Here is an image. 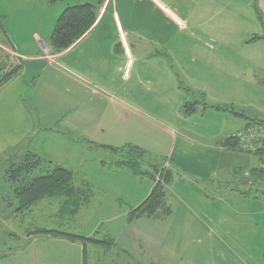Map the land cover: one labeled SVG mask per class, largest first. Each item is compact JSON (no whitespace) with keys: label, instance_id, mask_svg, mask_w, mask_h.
Masks as SVG:
<instances>
[{"label":"crops","instance_id":"1","mask_svg":"<svg viewBox=\"0 0 264 264\" xmlns=\"http://www.w3.org/2000/svg\"><path fill=\"white\" fill-rule=\"evenodd\" d=\"M131 1L138 11L142 8L144 13L150 10L163 14L162 20L167 24V18H170L167 14L168 3H176L177 0ZM239 1L241 0H195L191 10L192 21L196 18L194 22L201 23L200 31L189 30V37L195 44L179 45L169 51L164 44L155 40L151 32L150 37H146L150 39V43H147L146 47L143 46L149 50L139 51L137 54L132 48L133 45L129 44L128 34L121 24L119 14L114 10V22L119 35V40L114 42V52L127 56L129 73L136 63V82L151 88L142 95H131L128 92L118 98L102 93H88L86 89H80V94L74 91L79 94L80 99L76 98V103L69 105L72 108H65L69 109L68 114L60 121L64 125L66 135L68 134L69 138L65 137L67 140L72 137L75 142L88 145L92 150L98 147L115 154L124 148L131 149V146H135L146 152L145 159L146 156H152L155 162L149 165L150 169L141 171L148 173L151 169L159 167L171 173L170 182L165 184L166 201L171 204V210L168 211L169 215L164 213L163 216L141 217L129 222L130 212L151 194L156 182L145 174H137L130 167L123 165L121 159H95L93 165L85 168L79 175L80 184L90 186L92 198L75 218L67 220V223L76 222L84 210L93 205V222L85 230L77 232L67 230L65 223L60 226L67 232L84 237L102 233V238L99 239L113 243L111 246L93 244L94 248L96 247L92 258L94 264H134L137 261L140 264L144 252L156 257L154 251L162 242L163 235L176 223H180L177 217L179 214L184 216L185 229L190 231L185 233L189 235L188 239H185L187 245L203 242L197 234L198 231L208 232L207 244L214 245V238L209 232L212 224L217 223L228 229L225 219L215 216L217 212L222 213L219 205L223 204L225 208L229 207L236 212L232 206L234 201L230 199L236 198L242 204L237 206V212L248 213L254 209L250 208L255 206L248 198L253 196L252 194H255V198H260L262 193L250 189L251 175L247 182L243 180L246 186L243 190H238L239 187L236 186L229 192L219 187L222 185L216 186L217 178L221 182L232 181V169L240 165L245 166L244 175L248 177L246 172L258 167L249 164L255 165L254 156H257L259 164L261 163L258 154L247 150L240 143L235 148L226 143L227 138L246 131L248 122L253 121L254 117H264V40L248 42L252 35L262 34L263 26L259 25L258 18L257 22L255 20L257 16L254 0H242V4L238 3ZM258 2L259 7L264 9V0ZM98 3L101 5L103 0H98ZM216 3L227 4H222L226 6L222 8V13L230 5H237L227 10V15L212 17L213 20L222 22V27L210 24L212 20L206 15ZM102 5L101 13L106 10V4ZM178 7L175 4L173 9ZM232 11H239L242 19H248V22L243 20L240 24L236 23L238 27L242 26L243 30L239 29L237 32L229 29ZM198 12L201 14L198 15ZM0 15L7 18V11H0ZM170 21L176 24L179 32L188 31L182 29L188 26L184 24L185 20L173 16ZM205 22L206 25L202 24ZM2 28L0 27V54L3 62L4 58L9 62L0 64V75L14 66L20 65L21 70L0 86V162L11 160L6 158L11 151L16 152L21 145L27 144L28 140L32 142L35 138V122L29 110L28 98L23 97V89L26 86L24 78L29 77L30 70L26 72L19 61V58H22L21 53L24 54L23 47L13 39L7 26L2 25ZM93 28L76 44L85 39ZM195 28H198V24ZM32 42L36 50L41 49V56L28 57L29 60L34 57L52 59L76 45L61 54L52 55L49 40L46 45L36 36ZM141 47L139 45V49ZM156 47H163L166 52L155 51ZM30 69L35 73L33 67ZM177 74L186 81V85L197 92L196 95H189L179 87ZM202 98L210 103L234 104L239 109H244L248 117L213 108L204 109L201 106L194 114L183 115L181 109L185 103L194 101L190 99ZM42 100L45 104H52L54 109L53 99L50 98L51 102H46L43 96ZM51 115L53 114L46 116L49 120L42 121L45 125L53 123L55 118ZM45 140L43 138L41 142ZM37 144L36 142L34 145ZM156 159L163 161L157 162ZM178 185L180 187L177 190ZM10 192L9 189L7 195ZM218 198L219 202H216ZM249 203H252L250 207ZM201 215L205 219L201 218ZM15 216L10 218L5 226L13 230L10 235L21 239V234H16V230L21 231V226ZM35 239L38 240L34 241ZM28 240L21 248H9L6 253H0V264H89L88 246L79 240L43 234H36L34 237L31 235ZM178 244L177 241L175 245ZM241 246L235 250V258L245 263L254 261L257 254H251L248 258L238 255ZM217 257L221 255L217 254ZM226 257V254H222V261L226 262Z\"/></svg>","mask_w":264,"mask_h":264},{"label":"rangeland","instance_id":"2","mask_svg":"<svg viewBox=\"0 0 264 264\" xmlns=\"http://www.w3.org/2000/svg\"><path fill=\"white\" fill-rule=\"evenodd\" d=\"M87 2L94 4L98 17L101 14L98 23L92 32L80 43L65 53H59L61 55L52 59L34 57L29 60L27 58L41 56V49L36 50L33 47L32 41L37 36L46 44L50 40L58 17L68 4L73 3V1L51 3L49 0H0V11H7V18L2 17L0 21L3 26H7L12 32L13 39L23 47L24 54L21 53L22 58H19V61L26 72L30 70L29 77L24 78L26 86L24 85L23 97L28 98L29 110L35 122L33 125V127L35 126L33 131L35 138L32 142L28 140L27 144L21 145L19 150L16 151L17 155L22 156L29 150L38 152L42 157L52 160L54 165H63L73 170L74 185L77 188L89 191V185L80 184L79 175L85 168L93 165L92 163L95 159H126L127 157H131V155L137 157L138 154L129 148H124L122 149L123 151L112 154V152L98 147L92 150L88 148V145L75 142L72 140V137H70L71 140H67L65 137L68 134L66 135L64 125L60 121L68 114L69 109L65 110V108H72L69 105L76 103V98L80 99L78 97L80 89H86L88 93H102V95L118 98L119 96H125L128 92L131 95H142L146 90L151 88L150 86H142V84L136 82L138 79V65L136 63L131 68V73H129L130 67L128 68L127 66V56L114 52V44L119 40L117 25L114 22V10L120 16L121 24L125 31H127L129 44L133 45L132 48L135 54L139 53V51L149 50V48H144L143 46L145 45L146 47L147 43H150V39L146 37H150L151 32H153L155 40L164 44L169 51L171 48H177L179 45L188 46L192 43V38L189 37V30L200 31L199 25L201 23L194 22L196 18H193L194 20L192 21L191 10L193 8L192 5L195 4L193 3L195 0L193 2L191 0H183V2L182 0L181 2L177 0L176 3H168L167 14L170 18L173 16L181 18L186 21L184 24L188 25L182 28L188 31L182 33L178 31L176 24L171 22L170 18H167V24H164L162 20L163 14L150 10V12L144 13L142 8L138 11L131 0H103L101 5L98 3V0H87ZM241 2L242 0L238 3ZM102 4H106V10L103 13L100 12ZM175 4L179 6L176 10L173 9ZM222 4L227 5L226 3H216L212 5V11L206 13L212 20L210 24L222 27V22L215 21L212 17L215 15H227L229 14L227 10L237 7L236 4H232L222 13V8L226 7ZM259 9L264 15V9L260 7ZM200 14L201 12H198V15ZM230 17L231 21L228 18V22L230 21L229 29L231 31L238 32L243 30V27H238L236 23L240 24L243 20H247L248 22V19H242L239 11H232ZM255 20L257 22V17ZM196 24H198V28H195ZM202 24L206 25L207 22ZM259 25L262 27L260 22ZM134 30L136 32H133ZM263 31L264 28L262 27ZM1 36L3 37V34ZM139 45L142 46V50L141 48L139 49ZM161 48L156 47L155 51L166 52V49ZM50 53L52 54L51 51ZM8 62L9 60L6 58H4L3 62L2 55L0 54V64H8ZM32 67L35 69V73H32L30 69ZM74 91L79 94H75ZM43 96H45L46 102H51L50 98L53 99L55 104L54 109L52 108V104H45L43 102ZM36 103L38 105H35ZM61 105L63 108H61ZM50 114H53L51 116L55 119L52 124L45 125L43 122L47 119L49 120L46 116ZM43 138L46 140L41 142ZM36 142L38 144L34 145ZM98 146L101 147L100 145ZM254 158L255 165L254 163L249 164L251 166H260L258 157L254 156ZM144 159L145 156L140 161L139 169L145 171L146 169H150L149 165L154 163L155 159L152 156H146V159ZM156 160L157 162L163 161ZM10 165V160H1L0 162V253H6L9 248H21L25 246L26 242L29 241L28 238L31 235L33 237L36 236L41 229L65 231L64 229L68 226L67 230L77 232L85 230L93 222L95 211L92 205L84 210L76 222L67 223L68 219H73L78 215L82 207L86 206V203L76 215L69 216L62 212L61 206L65 203V198L52 199L46 197L43 198V201L40 200L41 202L39 201L38 205L35 203L26 211H16L18 200L15 198L11 189L12 187L7 181V170ZM244 167L240 165L232 169L234 170L232 172L233 178L228 183L221 182L217 178L216 186L222 185L219 187L224 191L227 189L229 192H232L231 190H234L236 186L239 187L238 190L245 189L246 186L243 180L248 181L250 171L248 177L245 176ZM179 187L178 185L177 190ZM198 187L201 188L200 186ZM9 189L11 192L7 195ZM258 189L262 193L260 198H255V194H252L253 196L248 198L251 199L250 202L255 206L250 207L249 205H252V203L248 204V207L254 208L251 212H237V206L242 204L236 198H230L234 201L232 206L236 212L232 211L229 207L225 208L223 204L219 205L222 213L217 212L215 216L225 219L224 221L227 223L228 229H224L222 225H218L217 223L212 224L209 232H211L214 238V245L207 244V241H209L208 236H206L208 232L203 231H198L197 233L203 239V242L199 241L200 243L187 245L185 239L187 240L189 235L185 233H189L190 231L185 229L184 222L186 220L183 218L184 216L179 214L177 217L180 223H176L173 228H170L163 235L162 242L154 251L157 256L151 257L152 254L144 252L141 258L142 263L140 262V264H264V183L259 185ZM89 193V200H91L92 192ZM216 202H219V198L216 199ZM169 205L171 206L166 201L165 196L164 205L157 215L163 216L164 213L169 215L168 211L171 210ZM33 207L36 208L32 210ZM13 216L19 219L21 231L16 230V234H21V239H16L14 235H10L9 233L13 230L5 226L10 218L13 219ZM201 218L205 219L203 215H201ZM64 223L66 224L65 228H60L61 224ZM102 231L105 232L104 230ZM91 237L102 238V233ZM36 240L38 239L34 241ZM177 241L179 244L175 245ZM240 245H242L238 251L240 257L248 258L251 254H257L258 257L256 256L254 261H247L246 263L235 258L234 252ZM87 246L89 264H94L95 262L92 258L96 247L94 248L93 243H87ZM113 253H115L114 250ZM217 254H220L221 257H217ZM222 254L227 255L226 262L222 261ZM134 264H139V262L137 261Z\"/></svg>","mask_w":264,"mask_h":264},{"label":"trees","instance_id":"3","mask_svg":"<svg viewBox=\"0 0 264 264\" xmlns=\"http://www.w3.org/2000/svg\"><path fill=\"white\" fill-rule=\"evenodd\" d=\"M59 1H73V3L68 4L60 14L51 33L49 43L52 55L62 53L75 45L94 27L98 19V13L94 4L83 2L81 0H49L51 3ZM253 5L256 16L264 28V15L259 9L257 0H254ZM2 17L3 16L0 15V19ZM0 27L2 28L1 21ZM259 40H264V31L262 34L252 35L248 42H256ZM20 70V65L14 66L0 76V86L14 77ZM177 77L179 87L184 92L193 96L197 94L193 88L186 85L179 74H177ZM199 106L204 109L213 108L220 111L230 112L236 116L248 117L244 109H239L234 104L210 103L207 102L205 98L185 103L182 106L181 111L183 115L189 116L194 114ZM248 125L249 127L255 125L264 127V117H254L253 121L248 122ZM226 143L230 147L235 148L239 143V139L237 136H231L226 139ZM100 146L109 147L106 145ZM130 148V150L136 152L138 156L135 157L131 155V157H127L126 159H121L123 165L130 167L137 174H145L156 182L151 194L137 208L130 212L128 221L134 222L141 217H154L158 214L159 209L164 205L167 192L165 184L170 182L171 173L165 169H160L159 167H155L148 173L142 172L139 169L140 161L146 152L135 146H131ZM110 149L114 150V148L111 147ZM249 151H253L260 156V166L250 170L252 178V187L250 189L254 190V192H260L259 189L261 188L258 189V186L264 183V140L261 143L258 142L255 150ZM7 157L8 159H11V165L7 170V181L10 183L12 192L18 200L16 211H26L35 203L46 197L52 199L65 198L66 201L61 206L62 212L66 215L73 216L76 215L80 208L89 201V191L82 190L74 185L73 170L63 165H54L52 160H48L31 150L26 151L22 156H18L15 151H11L6 158ZM39 233L54 237H64L70 240H79L83 242L85 246L87 243L106 246H111L113 244L107 240H101L96 237H84L58 229L45 228L39 230L38 234Z\"/></svg>","mask_w":264,"mask_h":264},{"label":"built area","instance_id":"4","mask_svg":"<svg viewBox=\"0 0 264 264\" xmlns=\"http://www.w3.org/2000/svg\"><path fill=\"white\" fill-rule=\"evenodd\" d=\"M239 139V143L247 150H255L258 142L261 143L264 140V127L255 125L249 127L246 131L240 132L236 135ZM249 175V172H246Z\"/></svg>","mask_w":264,"mask_h":264}]
</instances>
